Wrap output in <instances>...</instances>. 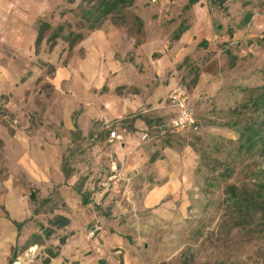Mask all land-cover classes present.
Here are the masks:
<instances>
[{
	"label": "rangeland",
	"instance_id": "obj_1",
	"mask_svg": "<svg viewBox=\"0 0 264 264\" xmlns=\"http://www.w3.org/2000/svg\"><path fill=\"white\" fill-rule=\"evenodd\" d=\"M100 1L0 7L8 12L0 83L10 84L0 95V217L24 222L6 264H160L189 253L198 264H264V240L254 232L264 227V205L248 210L230 189L264 191L263 1H205L194 17L189 0H127L89 29L84 11ZM193 19L194 33L175 52V37ZM39 21L52 27L37 44ZM224 30L230 38L213 40ZM147 35L172 39L149 55ZM180 102L196 132L172 125ZM251 124L257 143L248 152L241 132ZM216 243L247 251L228 259L216 255Z\"/></svg>",
	"mask_w": 264,
	"mask_h": 264
},
{
	"label": "trees",
	"instance_id": "obj_2",
	"mask_svg": "<svg viewBox=\"0 0 264 264\" xmlns=\"http://www.w3.org/2000/svg\"><path fill=\"white\" fill-rule=\"evenodd\" d=\"M132 1V0H131ZM197 0H191L190 3L193 4L195 3ZM211 1V4H214L215 6L218 7H223L224 3H226L227 0H209ZM127 0H102L99 3H97L96 5H94L92 8H89L88 10L84 11V16L86 18L85 20V25L87 26V28L89 29H95L99 26L101 20H103L105 17H107L108 15H110L115 9L123 7L124 5H126ZM224 8V7H223ZM40 22V21H39ZM41 26L39 27V34H38V39H37V44H40L41 42V34H43V32H45L46 30L50 29L52 26L49 22H40ZM59 29L63 30V27H59ZM57 35V34H56ZM69 37V38H68ZM67 37V40H70L71 43H75L76 41H78L79 39H81L83 37V34H76L75 38L72 39L70 38V36ZM263 102H264V98H263ZM165 125V124H164ZM254 124L248 125L245 127V129L243 130V132H241L244 137L241 140V142H243V145H247V149L248 152L251 151L253 149L254 143H257V137H255L254 133L251 131V127H255ZM166 126V125H165ZM189 128L195 130V132L198 129V124L197 122L195 123V126H190ZM170 131H166V133H168ZM225 170H222L221 172H219V174L224 173ZM63 172L67 175L70 174L69 170L66 168V166L63 167ZM70 176V175H69ZM221 176V175H219ZM68 177V176H67ZM211 183V182H210ZM264 185V183H262ZM231 190L234 191L235 196H236V200L239 201L240 203H242L244 206V208H247L248 210L251 211H256L258 205L261 203L259 202L260 200L262 201L263 205H264V191L261 190L260 192L258 190L253 191V192H249L247 190H243L242 193H238V188L235 187H230ZM264 189V188H263ZM77 192L82 196V200H83V204H87L88 201V197L87 194L82 191L81 188H78ZM31 197L36 201L37 197L34 193H31ZM239 198V199H238ZM263 211V210H262ZM33 213H36L33 212ZM56 223H59V227H64L68 224L69 219L65 216L59 215L56 219H55ZM24 222H15V225L18 229V231L21 230V228L23 227ZM264 227L261 228H254L256 230H254V232H257L260 236V238H262L264 240ZM41 229L44 231V233L47 236H50L52 233V229L50 228H46L44 226H41ZM39 237V236H37ZM66 238L62 239V244L65 243ZM34 244L32 245H37L36 240H34ZM214 247L215 249V253L216 255H223V257H227L228 259L231 257H238L243 255L244 253H246V249L241 246H234V245H229L228 243L225 244H218ZM58 252L55 253H51L50 258H55L58 256ZM17 257V252L16 250H14L13 252V256L10 262H14L15 258ZM47 261V260H46ZM223 264H227V260H223L222 261ZM160 264H198V262L195 260L194 258V254L193 253H189V255L185 256V257H179L178 261L175 262H161ZM214 264H221L220 262L214 263Z\"/></svg>",
	"mask_w": 264,
	"mask_h": 264
},
{
	"label": "crops",
	"instance_id": "obj_3",
	"mask_svg": "<svg viewBox=\"0 0 264 264\" xmlns=\"http://www.w3.org/2000/svg\"><path fill=\"white\" fill-rule=\"evenodd\" d=\"M189 1H191V0H189ZM208 3H206V2ZM209 1V0H208ZM207 0H197L195 3H193L192 5H191V14L193 15V11H194V6L195 5H199L201 8L202 7H204V4L203 3H205V4H207V6H209V3H211V1H209L208 2ZM231 1L232 0H227L226 1V3H224V5L223 6H229V5H231L230 3H231ZM254 1H259V0H254ZM263 1V3H264V0H262ZM8 2V1H7ZM250 2H252V1H250ZM4 3H5V0H0V7H1V5H4ZM22 5H23V2H22ZM262 5H264V4H262ZM16 6V5H15ZM210 7V6H209ZM192 8H193V11H192ZM207 9V8H206ZM208 11V10H207ZM18 13H16V19H17V22H20V23H25V21H24V18H25V12L24 11H22L21 10V12H20V10H18L17 11ZM209 12H210V9H209ZM221 12L222 11H220V14H221ZM223 14H224V12H222ZM223 14H221V15H223ZM228 14V13H227ZM8 15V12H6V15H4V14H2L1 12H0V32H2V26H1V23L3 22V21H6V19L5 20H3L6 16ZM194 17H195V14L193 15ZM193 18V17H192ZM196 18H197V16H196ZM254 18V17H253ZM195 19V18H194ZM193 19V20H194ZM203 19L205 20V21H207V22H210L211 23V25L213 26V19L214 18H212L211 16H210V14L209 13H206V14H204V16H203ZM194 25H192V23L191 24H189V26H188V29H184L185 31H182L180 34H178L175 38V41H176V48L173 46V50H174V48H175V52L176 51H178V50H180V49H182L183 48V41H186L187 39H190V37H191V35L194 33V28H195V24H196V22H195V20H194V23H193ZM219 26H221V22H220V24H218V26H217V22L214 24V28L216 27H219ZM217 34H219V35H221L220 37L221 38H225V35H223V34H228V31H226V30H224V32H221V33H215L214 35V37H213V40H215L216 38L215 37H217L216 35ZM235 34V33H234ZM228 37L230 38V34H228ZM20 38V35L18 36V38L17 39H19ZM149 37H148V35H147V38L145 39V41H146V47H145V50H146V53L147 54H149V55H152L153 53H154V51H158V50H162V49H165V50H167L166 48H168L167 47V43H171L170 42V40L172 39L171 37H170V39L169 40H167L165 37H162V35H159L158 36V38H156V37H154V35L152 36V37H150L149 39H148ZM7 39L6 38H0V49L1 48H5L4 46H5V41H6ZM148 40V41H147ZM174 41V42H175ZM151 45H153V46H151ZM143 47V45H141V48ZM1 53H3L2 51H0ZM216 57V56H215ZM162 59H164V58H162ZM1 69H3V70H5L4 69V67H1ZM152 69H155V68H152ZM3 70H0L1 71V77L2 76H4V73H3ZM153 71V77H154V75H155V71L154 70H152ZM162 74V73H161ZM3 78V77H2ZM154 79V78H153ZM177 81V79L176 78H174V77H172V79H171V83L172 84H169L167 87H166V89H165V91H163V89H162V87H161V89H159V91H160V93H161V95H164L163 93H167V91H169V90H171L172 89V87L174 86V84H175V82ZM174 83V84H173ZM10 84L9 83H6V82H4V83H0V95H5L6 93H9V88H10V86H9ZM22 87V85H20V88ZM119 113H123V111H120L119 110ZM1 117V116H0ZM142 124L144 125H146V120L145 121H142ZM0 126H1V129L2 130H0V132H1V136H3V128H2V125H1V123H0ZM5 135V134H4ZM1 144V143H0ZM22 147H25V145H24V142H22ZM1 150V149H0ZM3 151V150H2ZM51 181V178H50V180H49V182ZM6 183V182H5ZM51 183V182H50ZM7 185V184H6ZM8 186V185H7ZM0 226H1V229H0V233H1V231H2V233L0 234V249H2V253H0V264H6V261H7V259L9 258V254L11 253V248H13V247H15V245H16V243H17V233L15 232V229H16V231L18 230L17 229V227L15 228V226H13L11 223H9V221L6 219V218H2V217H0ZM18 232V231H17Z\"/></svg>",
	"mask_w": 264,
	"mask_h": 264
},
{
	"label": "built area",
	"instance_id": "obj_4",
	"mask_svg": "<svg viewBox=\"0 0 264 264\" xmlns=\"http://www.w3.org/2000/svg\"><path fill=\"white\" fill-rule=\"evenodd\" d=\"M180 113L179 115L172 121V125L179 128H184L187 126H195V119L193 117L192 111L186 106V104L180 102ZM110 137L112 139L120 138V135H117L116 131H111Z\"/></svg>",
	"mask_w": 264,
	"mask_h": 264
},
{
	"label": "bare ground",
	"instance_id": "obj_5",
	"mask_svg": "<svg viewBox=\"0 0 264 264\" xmlns=\"http://www.w3.org/2000/svg\"><path fill=\"white\" fill-rule=\"evenodd\" d=\"M70 99H71V98H70ZM65 103H66V102H65ZM65 103H64V104H65ZM67 104H69V103L67 102ZM65 106H67V105H65ZM73 106H74V105H73ZM71 108H72V107H70V109H71ZM11 182H12V181H11ZM7 185H8V184H7ZM10 187H11V186H10ZM8 197H9V196H8ZM11 197H12V195H11ZM5 198H7V195H6ZM9 198H10V197H9ZM19 199H20V198H19ZM6 201H7V200H6ZM8 201H9V200H8ZM8 201H7V202H8ZM10 203H13V202H10ZM16 204H18V203H16ZM10 205H11V204H10ZM12 205H13V204H12ZM14 205H15V204H14ZM8 207H9V206H8ZM12 212H13V211H12ZM22 214H23V213H22ZM22 214H21V215H22ZM13 217H14V216H13ZM16 217H17V215H16ZM21 217H22V216H21ZM19 219H20V218H19ZM141 221H142V220H141ZM144 221H146V220H144ZM150 222H151V221H150ZM133 223H134V222H133ZM151 223H153V222H151ZM130 224H132V223H130ZM134 226H135V225H134ZM141 226H142V225H141ZM141 226H140V227H141ZM145 226H146V225H145ZM131 228H134V227L131 226ZM152 229H153V228L151 227L150 230H152ZM133 230H134V229H133ZM135 231H137L136 228H135ZM145 231H146V230H145ZM143 232H144V231H143ZM151 232H152V231H151ZM137 233H138V232H137ZM140 234H141V233H140ZM149 234H150V233H149ZM149 234H148V235H149ZM141 235H142V234H141ZM143 235H144V233H143ZM144 236H146V235H144Z\"/></svg>",
	"mask_w": 264,
	"mask_h": 264
}]
</instances>
